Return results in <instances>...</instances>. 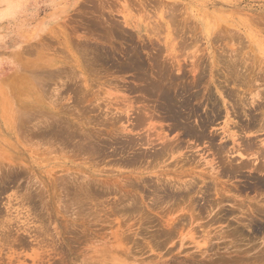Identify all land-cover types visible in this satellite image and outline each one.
<instances>
[{"label":"rangeland","instance_id":"374dc122","mask_svg":"<svg viewBox=\"0 0 264 264\" xmlns=\"http://www.w3.org/2000/svg\"><path fill=\"white\" fill-rule=\"evenodd\" d=\"M263 16L264 0H0V264H208L220 258L222 264H253L260 259L264 232L254 233L250 220L264 226V186L256 182L264 181V171L253 169L264 166V127L244 128L248 118L232 103L237 94L248 93L255 106L264 92L259 79L264 73L257 67L261 60L264 67ZM94 49L114 54L113 59L92 60ZM237 56L244 65L240 77L250 73L243 76L250 87L245 91L255 88L244 96L225 66ZM130 59L137 61L136 69L128 68ZM162 74L169 80L160 82ZM169 81L175 91L189 88L183 94L191 97V109H199L190 125L212 117L202 142L173 130V121L157 109V95L145 90L151 82L168 86ZM29 86L36 101L24 103L22 87ZM215 105L217 118H209ZM62 117L74 141L60 143L46 126ZM185 119L183 127L189 125ZM82 132L100 139L96 151L78 145ZM146 138L154 140V149L142 144ZM164 146L175 152L166 162L154 161L150 152ZM146 150L147 157L137 155ZM139 156L144 157L137 162ZM242 161L251 168L239 169ZM86 181L93 197L82 203L76 190ZM178 182L181 189L173 187L169 194L183 190L180 197L160 193L161 183ZM185 185L197 191L188 195Z\"/></svg>","mask_w":264,"mask_h":264},{"label":"bare ground","instance_id":"6f19581e","mask_svg":"<svg viewBox=\"0 0 264 264\" xmlns=\"http://www.w3.org/2000/svg\"><path fill=\"white\" fill-rule=\"evenodd\" d=\"M241 1V0H240ZM263 9V8H262ZM259 16H261V15H259ZM256 17V16H255ZM262 17V16H261ZM264 17V16H263ZM251 19V18H250ZM257 20H258V18H257ZM263 20V19H262ZM249 22H251V21H249ZM264 22V21H263ZM257 23V22H256ZM252 28V27H251ZM117 31V30H116ZM223 31V30H222ZM230 31V30H229ZM258 31V30H257ZM178 34V33H177ZM236 34V33H235ZM235 35L233 34V39L235 38L236 39V37H234ZM188 38V37H187ZM186 38V39H187ZM231 38H232V36H231ZM185 39V40H186ZM189 39V38H188ZM238 39H239V37H238ZM237 39V40H238ZM240 39H241V37H240ZM243 40V39H242ZM195 41V40H194ZM241 41V40H240ZM186 46V45H185ZM190 46V45H189ZM188 48V47H187ZM97 50V49H96ZM95 49H94V55L91 57V58H93L92 60H96V61H100V60H106V58H108V59H113V55L112 54H108V55H106V53L107 52H104V51H102V50H100L99 49V51H96ZM216 51V50H215ZM108 53H110V52H108ZM232 53V52H231ZM218 54V53H217ZM219 54H221V53H219ZM225 54V53H224ZM239 54V53H238ZM241 54V53H240ZM130 55V54H129ZM226 55V54H225ZM237 55V54H236ZM235 55V56H236ZM242 55V54H241ZM240 55V56H241ZM220 56V55H219ZM227 56V55H226ZM234 56V57H235ZM238 57V56H237ZM236 57V58H237ZM136 58H138L137 56H136ZM229 58H231L230 60H229V63L231 62V60H233L232 59V57H229ZM139 59V58H138ZM221 59V58H220ZM223 59H225V60H228L227 58H222L221 59V61L223 60ZM242 59V58H241ZM245 59V58H244ZM225 60H223L222 62H224ZM240 61V59H239V57H238V59L237 60H235L234 61V63H233V65L232 66H230V65H228V61H227V64H226V62H225V64L224 63H222V62H219V63H222V64H224L227 68V70H228V73L230 72L232 75H234L235 76V78H234V76L233 77H231L232 79V81H234L233 82V84H234V86L237 88L238 86H236V83H237V85L239 84V85H241V88H242V90H243V96H244V94H246V92H248V91H245V89L247 88V87H249V85H248V82L246 81V78L248 79V77H250V75H248V74H250V73H248V72H246V70H245V72L243 73V76H245L246 77V75L245 74H247V76L248 77H246V78H244L243 79V76L242 77H240V74H238V72H240L239 71V68L241 67V66H243L244 67V65L242 64L241 66H239L240 64H239V61ZM81 61V60H80ZM93 61V62H94ZM129 61V60H128ZM160 61V60H159ZM218 61H219V59H218ZM242 61V60H241ZM240 61V62H241ZM255 61H256V59H255ZM105 62V61H104ZM108 62V61H107ZM137 61L135 60H131L130 59V64H129V66H128V68H131V67H134V66H136L137 67V63H136ZM142 62V61H141ZM238 62V63H237ZM257 63H258V61H256ZM256 62H255V65L254 66H257L256 65ZM116 63V62H115ZM143 63V62H142ZM165 63V62H164ZM232 63V62H231ZM246 63V62H245ZM244 63V64H245ZM262 63H263V60H261V62H259V66H257L258 67V69L260 70V72L261 73H264V67H262ZM202 64V63H201ZM205 64V63H204ZM247 64V63H246ZM134 65V66H133ZM141 64H139L138 65V67L140 66ZM216 65V64H215ZM219 65V64H218ZM218 65H216V66H218ZM223 65V66H224ZM228 65V66H227ZM252 65H253V63H252ZM142 66V65H141ZM198 66V65H197ZM250 66H251V64H250ZM250 66H247V68H245V69H247V70H251V69H249V68H251ZM136 67H134L135 69H136ZM243 67H241V69L243 68ZM256 67V68H257ZM127 68V67H126ZM133 68V69H134ZM142 68V67H141ZM167 68H169V67H167ZM166 68V69H167ZM214 68V67H213ZM219 68H221V67H219ZM140 69V68H139ZM139 69H137V71L139 70ZM215 69V68H214ZM221 69H224V68H221ZM240 69V70H241ZM244 69V68H243ZM253 69V68H252ZM144 70H146V69H144ZM170 70V69H169ZM196 70V69H195ZM256 70V69H255ZM88 71V70H87ZM128 71V70H127ZM131 71V70H130ZM162 71H163V69H162ZM167 71V70H166ZM166 71H163V72H166ZM198 71V70H197ZM201 71V70H200ZM257 71V70H256ZM256 71H254V72H256ZM123 72H124V70H123ZM206 72V71H205ZM226 71H224V73H225ZM242 72V71H241ZM251 72V71H250ZM139 73V72H138ZM202 73V72H201ZM227 73V72H226ZM228 73L226 74V75H228ZM136 74V73H135ZM143 74V73H142ZM145 74V73H144ZM147 74V73H146ZM155 74H157V73H155ZM214 74V73H213ZM236 74H238V75H236ZM242 74V73H241ZM256 73H254V75H255ZM260 74V73H259ZM161 75V74H160ZM201 75V74H200ZM231 75V76H232ZM263 75V74H262ZM222 76V75H221ZM237 76V77H236ZM259 75H257V77H258ZM157 77H159V80H160V82H162L163 81V79L165 78V79H167V80H169L168 78H167V76H164L163 77V74H162V77L161 76H158L157 75ZM180 77V76H179ZM143 78V77H142ZM142 78H141V80H142ZM181 78V77H180ZM252 78H254L253 76L251 77V80H252ZM73 79V78H72ZM161 79H162V81H161ZM235 79V80H234ZM255 79V78H254ZM253 79V80H254ZM259 79H261L260 81L262 82L263 81V83H264V75L263 76H260V78ZM259 79H257V80H259ZM139 80V79H138ZM158 80V81H159ZM166 80V81H167ZM230 80V79H229ZM245 80V81H244ZM165 81V80H164ZM165 81V82H166ZM172 81V80H171ZM72 82V81H71ZM173 82V81H172ZM172 82H171V84H170V81L168 82V86L166 85V83H165V85L164 86H167V87H164V86H162L161 85V83L157 86H155V85H153V84H155L156 83V80H155V82H153V84H152V82L150 83V87L149 86H147L149 89L147 90V88L145 89L146 91H147V93H152V95H157V101H158V103L159 104H157V105H160V107H158L157 109H159V108H161L160 110H162L161 112H166V114L164 115L165 117H164V119L165 118H170V119H168V120H171V122L173 121V130H184V135L185 136H187V137H189V138H197L198 137V140H202V139H204V138H207L208 136H206L205 134H206V131H207V128L209 127L208 125H210V123L212 122V121H210V123L208 124V122H209V120L211 119L212 120V117L210 118V116H215L216 117V115H217V112L219 111V107H217L216 105V107H217V109H215V107H213V109H211V113H213V114H211V115H209V118L210 119H208V117L206 118V115H205V118H204V116L203 117H201V118H199V119H201L200 121H198L199 122V126L198 125H195V126H197V128H194L195 126L194 125H192L193 123L192 122H190L191 123V125L193 126H191L188 122L193 118V116H198V110L194 107V108H192V109H196V111H194V110H192L191 109V107H192V105H190V103H191V100H190V98H186V96H185V94H183V91H185V90H187V89H189V88H187V89H185V90H181V89H179V91H175V89L174 88H172ZM227 82V81H226ZM253 82L254 81H252V84H253ZM88 83V82H87ZM158 83V82H157ZM90 84V83H89ZM147 84V83H146ZM151 84H152V86H151ZM23 85V84H22ZM29 85V84H28ZM186 85V84H185ZM221 85V84H220ZM224 85V84H223ZM229 85H231V81H230V83H229ZM254 85V84H253ZM252 86V85H251ZM263 86H264V84H263ZM74 87V86H73ZM174 87V86H173ZM233 87V86H232ZM260 87V86H259ZM21 88V86L19 87V89ZM138 88V87H137ZM224 88V87H223ZM240 88V86H239V89H241ZM18 89V90H19ZM22 89H23V92L21 93V95L24 97V99H22L23 101H24V103H31L32 101H36V99H34L35 97H36V91H34V88H30V86L28 87V88H23L22 87ZM218 89V88H217ZM229 89H230V87H229ZM232 89H234V88H232ZM238 89V88H237ZM249 89H250V87H249ZM252 89H255V88H253V87H251V90ZM181 90V91H180ZM219 90V89H218ZM224 90H225V88H224ZM250 90V91H251ZM142 91V90H141ZM170 91H172L173 92V94L171 95V92ZM233 90H231L230 92H228V94L229 93H231ZM249 91V92H250ZM256 91V90H255ZM20 92V91H19ZM190 92V91H189ZM235 92H236V89H235V91H233L232 93H231V96L233 95V98H234V96L237 94V92H236V94H235ZM239 93L240 92H242V91H238ZM186 93V92H185ZM235 95H234V94ZM263 93L264 92H262V94H260V93H258L257 94V97H258V99L260 100V103L258 102V104L257 105H255L254 106V104L252 103V102H249V100L247 99L248 98V93H247V97L245 96V97H240L241 95L239 94H237L236 96L239 98V101H237L238 100V98H236L235 97V99H234V102L235 103H232V105L233 106H235V107H239L238 109H240V110H238L237 108L235 109V110H238V111H241V108L243 109V112L246 114V116H247V118H248V124H246L245 126L243 125V127L244 128H246V126L250 129V130H255L254 128L255 127H260V128H262V127H264V95H263ZM92 94V93H91ZM94 94V93H93ZM223 94H225V93H223ZM242 94V93H241ZM188 95V94H187ZM251 95V94H250ZM152 97V96H151ZM226 97H228V96H226ZM229 97H230V95H229ZM88 98H90V97H88ZM153 98V97H152ZM151 98V99H152ZM196 98V97H195ZM195 98H193V99H195ZM232 98V97H231ZM30 99H32L31 101H29ZM210 99H212V98H209V100ZM229 99V98H228ZM237 99V100H236ZM149 100V99H148ZM236 100V101H235ZM248 100V101H247ZM37 101L39 102H37L38 103V105H39V110H44L45 108H46V106L44 105V103H43V100H40V97L37 99ZM152 101H154V100H152ZM193 101V100H192ZM211 101H213V99L211 100ZM215 101V100H214ZM213 101V102H214ZM219 101V100H218ZM22 102V101H21ZM155 102V101H154ZM213 102H211V103H213ZM233 102V101H232ZM236 102H238V103H236ZM256 102V101H255ZM19 103V102H18ZM33 103H35V102H33ZM82 103V102H81ZM193 103H194V101H193ZM216 104H217V100H216V102H215ZM215 103H213V104H215ZM220 103V102H219ZM36 104V103H35ZM93 104V103H92ZM209 104V103H208ZM235 104V105H234ZM12 105V104H11ZM37 105V104H36ZM156 105V104H155ZM237 105V106H236ZM21 106H22V104H21ZM30 106V105H29ZM191 106V107H190ZM209 106V105H208ZM219 106V105H218ZM251 106H254V107H251ZM26 107H27V105H26ZM94 107V106H93ZM248 108L247 109V111H245V109L244 108ZM28 108V107H27ZM90 108V107H89ZM209 108V107H208ZM212 108V107H211ZM37 109V108H36ZM85 109V108H84ZM29 110H30V107H29ZM90 110V109H89ZM216 110H218V111H216ZM11 111V110H10ZM184 111H188V113L189 114H187V117H186V119H185V117H183V113L182 112ZM238 111H236V112H234V113H237ZM140 112V111H139ZM200 112V111H199ZM210 112V111H209ZM259 112V113H258ZM242 113V112H241ZM241 113H239V114H235L236 116H238V115H241ZM161 114V113H160ZM164 113H162L161 115H163ZM182 114V115H181ZM185 114L186 113H184V116H185ZM207 114H208V112H207ZM67 115V114H66ZM199 115H200V113H199ZM243 115V114H242ZM241 115V116H242ZM19 116V115H18ZM235 116V117H236ZM241 116H238V118H240ZM244 116V115H243ZM112 117V116H111ZM220 117V116H219ZM148 118V117H147ZM156 118V117H155ZM161 118H163V117H161ZM217 118V117H216ZM237 118V117H236ZM98 119V118H97ZM96 119V120H97ZM110 119V118H109ZM183 119H185L186 121V123L187 124H189V125H187V126H182L183 124L181 123L182 121H183ZM195 119V118H194ZM243 119V118H242ZM67 119H65V118H60V120H58V121H54V123H52L51 121H49V120H47V122H46V126L50 129V130H53L52 131V133H53V135H54V137L53 138H55V139H57L60 143H62L63 141H64V139H66L67 141H72L74 138V136H73V134L70 132V130L72 129L71 127H70V125L68 124V122L66 121ZM108 120V119H107ZM118 120V119H117ZM246 120V119H245ZM75 121V120H74ZM98 121V120H97ZM102 121H103V119H102ZM116 121V120H115ZM193 121V120H192ZM12 122V121H11ZM71 122V121H70ZM76 122V121H75ZM99 122V121H98ZM106 122V121H105ZM111 122H112V120H111ZM194 122H195V120H194ZM45 123V122H44ZM181 123V124H180ZM185 123V124H186ZM196 123V122H195ZM214 123V122H213ZM213 123H211V124H213ZM246 122H244V124H245ZM68 124V125H67ZM103 124V123H102ZM242 124V123H241ZM44 125V124H43ZM81 126V125H80ZM42 128V127H41ZM138 128V127H137ZM235 128H236V126H235ZM248 128H246V129H248ZM259 128V129H260ZM77 129V128H76ZM82 129H83V125H82ZM116 129V128H115ZM198 129H200V130H198ZM119 130V129H118ZM198 130V131H197ZM242 130V129H241ZM256 130H257V128H256ZM262 130V129H261ZM47 131V130H46ZM79 131H80V129H79ZM106 131V130H105ZM117 131V130H116ZM246 131V130H245ZM42 132H44V131H42ZM84 132V131H83ZM82 132V133H83ZM100 132V131H99ZM99 132H97L98 134H100ZM48 131H47V136H48ZM51 133V134H52ZM93 133H96V132H93ZM103 133V132H102ZM106 133V132H105ZM147 133H149V132H147ZM152 133V132H151ZM44 134H45V132H44ZM43 134V135H44ZM50 134V133H49ZM79 134V133H78ZM42 135V136H43ZM46 135V134H45ZM113 135V134H112ZM122 136H123V134H121ZM118 136V135H117ZM139 136V135H138ZM46 137V136H45ZM49 137H51V136H49ZM46 138H48V137H46ZM52 138V137H51ZM123 138H124V136H123ZM159 138H161V136L160 137H158L157 139L159 140ZM165 138V137H164ZM163 138V140L162 139H160L161 140V142L163 141H165L166 139H164ZM141 139V138H140ZM143 139V138H142ZM76 140V139H75ZM80 140V142H79V146H81V145H83L84 147H85V149H88V150H90V151H92V150H95V149H97V146H98V142H99V140L100 139H97V136L96 135H94V134H92V133H83L82 134V137L79 139ZM129 140V139H128ZM138 140V139H137ZM159 140V141H160ZM212 140H213V137H212ZM246 140V139H245ZM74 141V140H73ZM78 141V140H77ZM114 141V140H113ZM117 141V140H116ZM131 141H133L134 143L136 142V141H134V139L132 140L131 139ZM140 141V140H139ZM149 141V143H150V147H154V146H152V145H154V140H148ZM158 141V142H159ZM65 142V141H64ZM108 142V141H107ZM138 142V141H137ZM140 142H142V140L140 141ZM167 142V141H166ZM180 142H182V141H180ZM180 142H178V143H180ZM184 142V141H183ZM202 142V141H201ZM248 142V141H247ZM252 142V141H251ZM66 143H68V142H66ZM115 143V142H114ZM113 143V144H114ZM129 143H131V142H129ZM129 143H128V145H129ZM147 143V138H146V141H145V139H144V141L142 142V144H146ZM149 143H147V144H149ZM171 143V142H170ZM212 143H214V142H212ZM111 144V143H110ZM147 144H146V146H147ZM107 145V144H106ZM127 145V146H128ZM135 145H136V143H135ZM140 145H141V143H140ZM184 145V144H183ZM250 145H251V143H250ZM254 145V143L252 142V145L251 146H253ZM67 146H69V145H67ZM100 146V145H99ZM98 146V147H99ZM109 146V145H108ZM138 146V145H137ZM143 146V145H142ZM120 147V146H119ZM122 147V146H121ZM126 147V146H125ZM133 147V146H132ZM193 147V146H192ZM3 148V147H2ZM69 148V147H68ZM123 148V147H122ZM130 147H128V149H129ZM136 148V147H135ZM141 148V147H140ZM139 148V149H140ZM155 148V147H154ZM153 148V149H154ZM82 149H84V148H82ZM120 149V148H119ZM125 149V148H124ZM133 149H134V147H133ZM175 149V148H174ZM172 147L171 148H169L168 146H164V147H161L159 150H157V149H155V152L153 151V152H150V153H153L152 155H151V158H156V159H154V161H160V160H163L164 159V161L165 160H167L165 157L166 156H168L169 157V155L170 154H173V152H175V150H174ZM88 150H86L87 152H88ZM130 150V149H129ZM174 150V151H173ZM181 150V149H180ZM179 150V151H180ZM89 151V152H90ZM96 151V150H95ZM141 151H142V149H141ZM249 151H251V150H249ZM86 152V153H87ZM88 152V153H89ZM93 152V151H92ZM91 152V153H92ZM115 152V151H114ZM127 152V151H126ZM133 152V151H132ZM140 152V151H139ZM144 152V151H143ZM143 152H140V153H138L137 155H144L145 157H147V154H148V151L146 150L144 153ZM136 153V152H135ZM147 153V154H146ZM100 154V153H99ZM221 154H222V152H221ZM220 154V155H221ZM135 155V154H134ZM136 155V156H137ZM150 155H148L149 157H150ZM144 156H139V158L138 159H136V161L138 162V160H142L141 158H143ZM123 159V158H122ZM134 159V158H133ZM132 159V160H133ZM146 160V159H145ZM9 161V160H8ZM7 161V162H8ZM134 161V160H133ZM153 161V162H154ZM189 161V160H188ZM244 161V160H243ZM243 161H242V164H237V166L239 167V169L241 168V169H249V168H251V166H249L247 163L246 164H244L243 163ZM117 162H119V161H117ZM116 162V163H117ZM136 162V163H137ZM160 162H162V161H160ZM166 162V161H165ZM177 162V161H176ZM181 162V161H180ZM194 162V161H193ZM192 162V163H193ZM147 163V162H146ZM163 163V162H162ZM161 163V164H162ZM138 164V163H137ZM160 164V163H159ZM159 164H157V166H159ZM181 164V163H180ZM226 164V163H225ZM231 164V163H230ZM234 164V163H233ZM123 165H124V163H123ZM178 165H179V163H178ZM251 165H253V164H251ZM15 166V165H14ZM153 166V165H152ZM156 166V165H155ZM170 166V165H169ZM168 166V167H169ZM235 166V165H234ZM7 167V166H6ZM17 167V166H16ZM140 167V166H139ZM236 167V166H235ZM254 167V166H253ZM252 167V168H253ZM150 168H152V167H150ZM164 168H165V166H164ZM82 169V168H81ZM154 169H155V167H154ZM223 169V168H222ZM227 169V171H226V174L228 175V173H229V171H231V170H229V168H225V170ZM234 169V168H233ZM254 170V172H256V170H258V171H260L261 173L264 171V166H263V168L262 167H257L256 166V168L254 167L253 168ZM84 170V169H83ZM144 170V169H143ZM147 170V169H146ZM166 170H169V169H166ZM257 171V172H258ZM15 172H17V173H19V170H17V171H15ZM107 172V171H106ZM144 172H145V170H144ZM167 172V171H166ZM176 172H177V170H176ZM180 172V171H179ZM238 171H236V173H237ZM90 173V172H89ZM92 173V172H91ZM156 173V172H155ZM164 172L162 171V174H163ZM169 173H171V175H173L172 174V172H169ZM174 173V172H173ZM235 173V174H236ZM240 173V172H239ZM2 174V173H1ZM166 174V173H165ZM225 174V175H226ZM140 175H142V174H140ZM145 175V174H144ZM160 175V174H159ZM175 175V174H174ZM187 175V174H186ZM224 175V174H223ZM237 175V174H236ZM127 176V175H126ZM129 176V175H128ZM139 176V175H138ZM176 176H178L177 174H176ZM185 176V175H184ZM184 176H182V177H184ZM91 177V176H90ZM139 177H141V176H139ZM139 177H137L138 179H139ZM182 177H180V178H182ZM8 178V176L6 177V179ZM13 178L15 179L16 177H14L13 176ZM105 179H107L106 177H104ZM103 178V179H104ZM131 178H132V176H131ZM255 178V177H254ZM253 178V179H254ZM4 180H5V178H3ZM2 179V180H3ZM104 179V181H106ZM111 179V178H110ZM112 179H114V178H112ZM125 179H127V177H125ZM256 179V178H255ZM17 180V179H16ZM99 180V179H98ZM115 180V179H114ZM155 180V179H154ZM161 180V179H160ZM257 180V181H256ZM256 180H254V181H256L257 182V184L258 185H260V186H264V181H262L261 180V177H260V179L259 178H257ZM1 181V180H0ZM6 181V180H5ZM15 181V180H14ZM84 181V180H83ZM89 181V180H88ZM91 181V180H90ZM89 181V182H90ZM94 181V180H93ZM101 180H99V182H100ZM146 181V180H145ZM142 182V183H148V182ZM159 181V180H158ZM213 181V180H212ZM108 182V181H107ZM110 182V181H109ZM133 181H131V183H132ZM210 182V181H209ZM102 184H104V182L102 181L101 182ZM111 183V182H110ZM114 183V182H113ZM118 183V182H117ZM127 183V182H126ZM156 183V182H155ZM172 183V182H171ZM179 183V182H178ZM198 183V182H197ZM92 183H87V181L86 182H84L81 186H80V189L79 190H76V192H78V193H76L77 195H78V197H80L79 199H80V201H82V203H83V201H85V203L87 202V201H89V200H91L92 199V197H93V195L90 193V191L92 190V185H91ZM105 184H107V183H105ZM119 184H120V182H119ZM118 184V185H119ZM130 184V183H129ZM139 184V183H138ZM149 184V183H148ZM162 184V186H161V190H160V193L162 192V193H164L163 195L164 196H167V195H171V193L169 194V192H174V188L173 187H177V188H179V190L181 189L180 187H178L179 185H180V183L177 185V186H175V184H173V185H169V184H166V183H161ZM194 184V183H193ZM52 185V184H51ZM80 185V184H79ZM91 185V186H90ZM96 185V184H95ZM125 185V184H124ZM141 185V184H140ZM169 185V186H168ZM126 186V185H125ZM129 186V185H128ZM182 186V185H181ZM194 186H196V185H194ZM211 186V185H210ZM215 186V185H214ZM2 187H4V186H2ZM9 187V186H8ZM8 187H5V189L6 188H8ZM58 187V186H57ZM142 187V186H141ZM159 187V186H158ZM158 187H157V189H158ZM169 187V188H168ZM258 187V186H257ZM10 188V187H9ZM100 188V187H99ZM98 188V189H99ZM129 188V187H128ZM136 188V187H135ZM137 188H139V186H137ZM168 188V189H167ZM0 189H1V187H0ZM2 189H4V188H2ZM70 188H68V190H69ZM76 189V188H75ZM126 189V188H125ZM124 189V190H125ZM141 189V188H140ZM139 189V190H140ZM194 189H195V187H194ZM212 189V188H211ZM7 190V189H6ZM67 190V189H66ZM95 190V189H94ZM104 190V189H103ZM138 190V191H139ZM136 192H137V190H135ZM155 191H157V190H155ZM195 191H197V189H195V190H193V185H189V186H187V185H185V192H186V194H193ZM206 191V190H205ZM216 191H218V190H216ZM261 191V190H260ZM46 192V191H45ZM58 192H60V191H58ZM95 192H97V190L95 191ZM176 192H178L177 193V195L175 194V193H172V195H176V197L178 196V197H180V195H181V193L183 192V190H182V192L180 193L178 190H176ZM184 192V193H185ZM68 193H70L71 194V192H68ZM98 193V192H97ZM119 193V192H118ZM117 193V194H118ZM140 193V192H139ZM159 193V192H158ZM159 193V194H160ZM95 194V193H94ZM99 195H101V192L100 193H98ZM97 194V195H98ZM104 194V193H103ZM116 194V193H115ZM180 194V195H179ZM183 194V193H182ZM186 194H184V195H186ZM197 194V193H196ZM26 195V194H25ZM30 195H31V197H34L35 198V196L33 195V194H31L30 193ZM39 195H41V194H39ZM128 195V194H127ZM126 195V196H127ZM171 195V196H172ZM209 195V194H208ZM26 196H28V195H26ZM160 196H161V194H160ZM95 197V196H94ZM121 197V196H120ZM173 197V196H172ZM176 197H174V198H176ZM177 197V198H178ZM182 198H183V195L181 196ZM188 197V196H187ZM194 197V196H193ZM196 197V196H195ZM26 198V197H25ZM24 198V199H25ZM77 198V197H76ZM98 198V197H97ZM126 198V197H125ZM163 198V197H162ZM169 198H171L170 196H169ZM176 198V199H177ZM191 198V197H190ZM28 199V198H27ZM55 199V198H54ZM136 199V198H135ZM138 199V198H137ZM164 200L165 199H168L167 197L166 198H163ZM35 200H36V198H35ZM34 200V201H35ZM76 200V199H75ZM120 200V199H119ZM178 200V199H177ZM184 200V199H183ZM33 201V200H32ZM40 201V200H39ZM56 201V200H55ZM121 201V200H120ZM134 201V200H133ZM132 201V202H133ZM93 202V201H92ZM122 202V201H121ZM163 202V201H162ZM186 202V201H185ZM198 202H199V200H198ZM48 203V202H47ZM113 203V202H112ZM115 203V202H114ZM209 203H210V201H209ZM91 204V203H90ZM110 204V203H109ZM117 204V203H116ZM174 204V203H173ZM213 205H214V202L212 203ZM216 204V203H215ZM85 205H87V204H85ZM114 206H115V204H113ZM122 205V204H121ZM206 205V204H205ZM123 206V205H122ZM126 206V205H125ZM132 206V205H131ZM133 206H135V207H137V205H136V203H135V205H133ZM95 207V206H94ZM138 207H140V206H138ZM154 207V206H153ZM178 207V206H177ZM180 207H182V206H180ZM179 207V208H180ZM214 207V206H213ZM88 208V207H87ZM202 208H203V206H202ZM80 209V208H79ZM117 209V208H116ZM123 209V208H122ZM121 209V210H122ZM130 209H133V208H130ZM136 209V208H135ZM138 209V208H137ZM140 209H142V208H140ZM192 209V208H191ZM118 210H119V208H118ZM118 210H115V212L117 211L118 212ZM126 210V209H125ZM127 210H129V208H127ZM134 210V209H133ZM133 210H130V212L128 213L129 215H130V213H131V215H132V213H134L133 212ZM190 210V209H189ZM204 210V209H203ZM244 210V209H243ZM170 211V210H169ZM117 212H116V214H117ZM119 212H121L120 210H119ZM118 212V213H119ZM122 212H124V211H122ZM135 212H137V211H135ZM142 212V211H141ZM145 212V211H144ZM220 212H221V210H220ZM263 211H261V213H262ZM147 213V212H146ZM185 213V212H184ZM187 213V212H186ZM228 213V212H227ZM39 214V213H38ZM127 214V215H128ZM153 214V213H152ZM182 214V213H181ZM235 214V213H234ZM243 214V213H242ZM42 215V214H41ZM120 215V214H119ZM126 215V216H127ZM149 215V214H148ZM183 215V214H182ZM192 215H193V213H192ZM201 215V214H200ZM199 215V216H200ZM226 215H229V214H226ZM262 215V214H261ZM260 215V216H261ZM116 216V215H115ZM162 216V215H161ZM191 216V215H190ZM224 216V215H223ZM123 217V216H122ZM125 218V217H124ZM143 218H144V215H143ZM146 218V217H145ZM154 218V217H153ZM195 218V217H194ZM193 218V219H194ZM222 218V217H221ZM142 219V218H141ZM151 219V218H150ZM216 219V218H215ZM220 219V218H219ZM228 219V218H227ZM255 219H256V217H255ZM254 219V220H255ZM178 220V219H177ZM226 220V219H225ZM182 221H184V220H182ZM249 221V220H248ZM251 222H250V227L252 228V230H253V232L254 233H257V234H259V233H262V232H264V226L263 225H260V224H258L257 222H255V221H257V220H255V221H253L252 219L250 220ZM148 222V221H147ZM154 222V221H153ZM211 222V221H210ZM215 222H217L216 220H215ZM221 222V221H220ZM174 223H175V221H174ZM190 223V222H189ZM188 223V224H189ZM248 223V222H247ZM169 224V223H168ZM213 224H214V222H213ZM200 225V224H199ZM211 225V224H210ZM248 225V224H247ZM206 226H207V224H206ZM79 227V226H78ZM81 227V226H80ZM182 226H180V228H181ZM43 228V227H42ZM45 229V228H44ZM183 229V228H182ZM202 229H203V227H202ZM41 230V229H40ZM39 230V231H40ZM164 230V229H163ZM214 230V229H213ZM126 231V230H125ZM182 231V230H181ZM44 232V231H43ZM76 232V231H75ZM128 232V231H127ZM143 232V231H142ZM156 232H158V231H156ZM163 232V233H162ZM165 231H162L161 230V234H160V236L162 235V234H165L164 233ZM180 232V231H179ZM124 233V232H123ZM140 233V232H139ZM159 233V232H158ZM158 233H156V236H157V234ZM170 233V232H169ZM197 233V232H196ZM195 234V233H194ZM234 234H236V232L234 233ZM243 234V233H242ZM72 235H74V234H72ZM145 235V234H144ZM173 235V234H172ZM177 235V234H176ZM154 236V235H153ZM159 236V237H160ZM175 236V235H174ZM124 237H130L131 238V236H124ZM124 237H122V238H124ZM135 237V236H134ZM162 237V236H161ZM165 237H168V236H165ZM171 237H173V236H171ZM192 237V236H191ZM216 237V236H215ZM129 238V241L132 239H130ZM152 239H154L155 240V238L154 237H151ZM164 238V237H163ZM125 239V238H124ZM123 239V240H124ZM156 239H157V241H158V239L159 238H157L156 237ZM162 239V238H161ZM170 239V238H169ZM126 240H127V238H126ZM133 240V239H132ZM137 240V239H136ZM149 240V239H148ZM153 240V241H154ZM164 240V239H163ZM208 240V239H207ZM83 241V240H82ZM152 241V240H151ZM156 241V242H157ZM202 241V240H201ZM149 242V241H148ZM195 242H196V240H195ZM136 243V242H135ZM152 243V242H151ZM197 243V242H196ZM119 244H121V243H119ZM133 244V243H132ZM127 245V244H126ZM135 245V244H134ZM133 245V246H134ZM149 245H150V242H149ZM152 245V244H151ZM150 245V246H151ZM204 245V244H203ZM136 246V245H135ZM202 246V245H201ZM152 248V247H151ZM154 248V247H153ZM132 249V248H131ZM199 249V248H198ZM148 250V249H147ZM152 250V249H151ZM203 252V251H202ZM262 252V251H261ZM261 252H259V253H261ZM262 255V254H261ZM105 256H107V255H105ZM97 257V256H96ZM99 257V256H98ZM103 257H104V255H103ZM109 257H113V256H110L109 255ZM128 257V256H127ZM257 257V256H256ZM261 257V256H260ZM263 258H264V253H263V256H262ZM261 257V258H262ZM253 258V257H252ZM257 258H259V257H257ZM256 258V260L253 262V264H260V262H261V260L263 259H257ZM93 259V258H92ZM103 259H105V258H103ZM111 259V258H110ZM118 259H120V258H118ZM122 259H125V258H122ZM133 259V258H132ZM218 259V258H217ZM240 259V258H239ZM242 259V258H241ZM95 260H96V258H95ZM98 260V259H97ZM108 260V259H107ZM111 260H113V261H115L114 259H111ZM99 261V260H98ZM100 261H102V259L100 260ZM119 261V260H118ZM213 261V260H212ZM211 261V262H212ZM225 261V259H219V260H217V261H215V262H210L211 264H222L223 262ZM238 261H241V260H238ZM116 262V261H115ZM120 262V261H119ZM118 262V263H119ZM126 262V261H125ZM124 262V263H125ZM231 262V261H230ZM99 263V262H98ZM107 263H109V260H108V262ZM111 263V262H110ZM124 263H122V264H124ZM190 263V262H189ZM192 263V262H191ZM190 263V264H191ZM210 263H208V264H210ZM225 263V262H224ZM252 263V262H251ZM61 264V263H60ZM84 264V263H83ZM93 264V263H92ZM96 264H97V262H96ZM103 264H104V262H103ZM111 264H113V262L111 263ZM229 264V263H228ZM237 264V263H236Z\"/></svg>","mask_w":264,"mask_h":264}]
</instances>
